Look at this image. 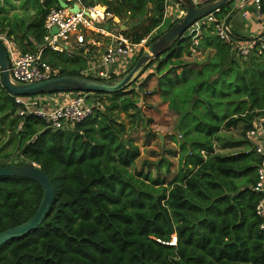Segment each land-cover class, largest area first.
I'll return each instance as SVG.
<instances>
[{
  "label": "trees",
  "instance_id": "1",
  "mask_svg": "<svg viewBox=\"0 0 264 264\" xmlns=\"http://www.w3.org/2000/svg\"><path fill=\"white\" fill-rule=\"evenodd\" d=\"M84 2L106 6L126 27L116 32L134 43L167 24L169 0ZM232 3L215 12L218 19L230 21ZM60 6V0H35L33 14L9 15L12 1L0 0V36L16 42L22 53L42 49V59L59 76L92 78L83 73L86 56L46 47L45 19L51 7ZM177 21L168 20L165 31ZM193 49L198 56L213 54L199 64L190 61ZM238 58L213 26L188 31L127 89L92 93L100 103L93 115L62 129L33 114L20 116L21 107L0 82V167L36 164L55 191L43 223L0 247V264H264V230L256 213L263 195L254 189L263 158L246 138L264 120V56L256 49ZM120 75L113 73V80ZM154 78L157 87L145 92ZM142 93L159 94L180 115L181 140L174 138L178 172L171 180L173 163L165 157L147 163L157 178L131 169L141 155L131 133L144 120L140 99H134ZM105 95L106 101L97 98ZM237 127L240 138H231L230 146L243 149L218 152L219 143L230 147L223 131ZM43 195L33 180L0 177V233L32 218Z\"/></svg>",
  "mask_w": 264,
  "mask_h": 264
},
{
  "label": "built area",
  "instance_id": "2",
  "mask_svg": "<svg viewBox=\"0 0 264 264\" xmlns=\"http://www.w3.org/2000/svg\"><path fill=\"white\" fill-rule=\"evenodd\" d=\"M48 0H40L45 3ZM72 3L67 7H51L45 19L46 47L59 52H67L70 48H86L87 32H95L97 28L101 34L110 37L111 41L106 45L101 59L91 63L83 73L91 76L93 79L102 81L113 80V73H126L136 62L142 51L147 47L150 38L155 34L144 38L139 43H134L130 39L116 32L115 24H120V20L113 24L112 33H106L103 25L108 20H115L112 13L107 11L106 7L101 5L87 6L84 0H70ZM194 1V0H193ZM200 1V0H199ZM195 2V1H194ZM200 2L195 4L200 5ZM72 4H77L79 9L74 12ZM248 4H255L258 8V14L264 20V13L261 11V0H234L232 9L242 8ZM234 5V6H233ZM100 9L102 11H100ZM219 11V10H218ZM217 12V11H216ZM243 17H248L247 11H243ZM225 19H218L215 13L209 14L197 22L190 30L199 31L203 25L213 26L214 33L225 43L231 45L233 52L241 58L248 57L257 49L258 54L264 56V37L255 36L247 41H242L233 32L230 23ZM57 28V33L52 34V30ZM0 39L4 42L10 60V80L15 84H30L45 81L59 76V69L53 67L42 59V49L38 53H20L13 48L11 42L3 36ZM197 43V41H196ZM258 46V48H257ZM194 55H200L197 49H193ZM0 82L2 84V70L0 66ZM63 93V92H62ZM59 94H41L46 96L44 103L47 104L44 109L41 106V100L32 96H14L16 103L21 107L20 116L33 114L44 120L48 127L53 129H62L66 124L80 123L88 117H91L95 108L100 105L88 92H64ZM68 95V96H67ZM37 96V95H35ZM67 96L66 100L60 97ZM58 99L59 103L55 100ZM61 99V100H60ZM64 101V102H63ZM248 141L253 144L256 153L263 158V164L258 169V182L255 191L263 195V199L256 208L257 216L262 223L260 228L264 230V120L246 135Z\"/></svg>",
  "mask_w": 264,
  "mask_h": 264
},
{
  "label": "water",
  "instance_id": "3",
  "mask_svg": "<svg viewBox=\"0 0 264 264\" xmlns=\"http://www.w3.org/2000/svg\"><path fill=\"white\" fill-rule=\"evenodd\" d=\"M185 9V15L177 21L169 30L149 44L137 58L135 64L124 74V76L114 82L102 81L88 77H77L71 75L58 76L41 82L30 84H15L10 80V60L4 42L0 39V66L2 70V84L13 96H35L38 94L64 92L107 93L112 94L123 91L134 84L141 73L156 60L159 56L167 52L177 41L188 32L197 22L215 13L222 6L229 5L234 0H217L203 5H197L193 0H179ZM62 7H67V3L60 1ZM79 7L74 4L72 9L78 11ZM125 28V26H123ZM52 34L57 33L54 28ZM21 177L39 183L43 188V199L35 213L25 223L8 229L0 233V247L14 238H19L32 230L37 229L44 221L50 211L54 199L55 191L49 176L36 164L9 165L0 167V177Z\"/></svg>",
  "mask_w": 264,
  "mask_h": 264
},
{
  "label": "rangeland",
  "instance_id": "4",
  "mask_svg": "<svg viewBox=\"0 0 264 264\" xmlns=\"http://www.w3.org/2000/svg\"><path fill=\"white\" fill-rule=\"evenodd\" d=\"M11 1L13 4V10L9 9V15H12L14 12H17L19 14H24L25 12L29 14L33 13V9L30 7V5H33L35 3V0H11ZM194 1L197 2V0H194ZM214 1H217V0H200V1L198 0V2H200L199 3L200 5H203L208 2H214ZM168 5L169 6L166 12H170V15H172L170 17L171 20L176 21L184 17L185 9L179 0H169ZM171 6L174 8V10L173 9L171 10ZM247 6L254 7V8H251V7L246 8V11L252 14L254 20L258 21V18H259L262 22H264V20L259 17L258 8L255 4L247 5ZM250 8H251V11H250ZM177 14H180L181 18L178 19V17H176ZM242 14H243V10H238L237 12H235V16H238V18L242 20L244 25L247 23L252 24V21L243 18ZM112 23H113L112 21H109V20L107 21L108 26L112 25ZM168 23L169 22H167L166 25H163L162 30L167 29ZM120 26L123 27L125 25L120 22ZM123 30H126V27L123 28ZM157 34H160V33L158 32ZM157 34H154V36ZM2 36L5 37V35H2ZM9 41L11 42L13 48L16 49V51L21 53V50L18 44L12 40H9ZM204 55H205V52H204ZM195 56L192 57L190 61L203 64V62L208 60V57H206V60L203 61L201 59L202 55L201 56L195 55ZM149 72L150 71H148L147 74ZM122 75L124 76V74ZM122 75H120L119 79L123 77ZM145 78L146 76L142 77L139 82H142L143 80H145ZM156 87H157V79L154 78L150 80L148 88L144 91L147 93H150V92H153V90ZM144 94L145 93H142V96L140 97L139 96L134 97V99L137 101L140 99L139 102H140L141 112L144 114V120L140 122L139 131L131 133V135L134 136L136 143L140 146V150H141L140 157L136 160L135 164L132 166L131 169L135 171H142V172L151 171L153 177L157 178L158 173H157L156 168L153 166L152 167L148 166L147 163L156 162L159 158L165 157L173 163V167L171 169L172 175L167 177V180H171L172 176L178 172V160H179L180 149L178 147L177 141L181 140V138L176 137V136L178 135V123H179L180 115L172 111H169L167 108V104L162 102L159 94H154L150 97H145ZM32 97H36L39 100H41V94H38L37 96H32ZM60 98L62 99V97ZM97 98L106 101L107 98L109 97H106L105 95L102 97L99 96ZM55 102L59 103L58 99L55 100ZM119 117L121 118V120H124L126 123L129 124V119L126 118L125 114H121ZM148 120L150 121L147 122ZM147 123H149L148 127H146ZM72 126H73L72 124L68 123L65 125V128H68V127L71 128ZM148 130H151V132H153L154 134L148 135ZM240 131H241L240 127L233 128L232 130L223 131L225 132V139H226L225 141H228L227 146H230V144H232V141L230 140L231 138H234V139L240 138V133H239ZM175 137L177 141H175L174 139ZM218 147H220L219 152L221 153H230V152H235V151L240 150V148L238 149L231 148V146L224 147L221 143L218 144ZM16 160L17 159H15V162H17ZM164 175L165 174H162V176Z\"/></svg>",
  "mask_w": 264,
  "mask_h": 264
},
{
  "label": "crops",
  "instance_id": "5",
  "mask_svg": "<svg viewBox=\"0 0 264 264\" xmlns=\"http://www.w3.org/2000/svg\"><path fill=\"white\" fill-rule=\"evenodd\" d=\"M60 1H64V0H60ZM64 2H66V1H64ZM66 3H67V5H69L72 2L70 0H67ZM73 5L74 4H72V6ZM99 5H102V4L99 3ZM248 5H252V4H248ZM102 6L106 7L104 5H102ZM103 7H101V8H103ZM247 7H251V6H247L246 5V6H243L242 8H238V7L234 6V8H236V9L233 10V14H232V16H230V21H229L233 32L236 35L242 36V37L243 36L244 37H252V36L255 37V36H260L261 34H264V22H262L259 18H258V21L254 20L252 14L250 12L247 11L248 17H243V18H245L247 20L252 21V24H248V23L245 24L246 27H245L244 23L242 22V20L239 19L238 16H235V12H237L238 10L246 11ZM251 8H254V7H251ZM251 8H250V11H251ZM172 9L174 10V8H172ZM31 14H33V13H31ZM171 16L172 15H170V12H166V16H165L166 23L168 22V20H171L170 19ZM179 16H180V14H177L176 17H178V19H179V18H181V16L180 17ZM109 21L113 22L112 25L108 26L107 23H105L103 25L104 29L106 30L105 31L106 33H108V32L112 33V31L114 30L113 29L114 28L113 24L117 23L119 21V19L116 18L114 21L113 20H109ZM171 21H173V20H171ZM116 25H120V24H115V26ZM162 27H163V25L155 31V34H157L158 32L159 33L165 32V30H162ZM94 29H95V32H91L90 31V32H87V34H86V43H87L86 48H81L80 49L78 47H75V48L74 47L73 48L69 47V51L64 52V53H66L68 55H74L75 54V55L86 56V60H87L86 67H88L91 63L97 62V61H99L101 59V56L104 53L106 45L109 44L110 41H111L110 37H107V36H105V35L100 33L101 30L99 32V30L97 28H94ZM115 29H116V27H115ZM120 29L123 30V27L120 26ZM212 54H213L212 51L207 50L205 55H202L201 59L204 61V60H206V57L209 58V56H212ZM63 93H62V95H63ZM59 95H61V94H59ZM67 96H63L62 99L66 100ZM41 98H42L41 106L45 109L47 104L44 103V98H46V96H42ZM238 148H240L241 150L243 149V147H238ZM219 150H220V147L217 148L218 152H219Z\"/></svg>",
  "mask_w": 264,
  "mask_h": 264
},
{
  "label": "bare ground",
  "instance_id": "6",
  "mask_svg": "<svg viewBox=\"0 0 264 264\" xmlns=\"http://www.w3.org/2000/svg\"><path fill=\"white\" fill-rule=\"evenodd\" d=\"M100 11H102V10L100 9Z\"/></svg>",
  "mask_w": 264,
  "mask_h": 264
}]
</instances>
